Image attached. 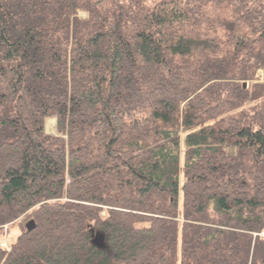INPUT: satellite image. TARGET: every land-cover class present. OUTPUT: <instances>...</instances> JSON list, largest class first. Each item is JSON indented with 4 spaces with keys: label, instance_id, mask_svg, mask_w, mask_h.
<instances>
[{
    "label": "trees",
    "instance_id": "trees-1",
    "mask_svg": "<svg viewBox=\"0 0 264 264\" xmlns=\"http://www.w3.org/2000/svg\"><path fill=\"white\" fill-rule=\"evenodd\" d=\"M259 71L264 0H0V264H264Z\"/></svg>",
    "mask_w": 264,
    "mask_h": 264
},
{
    "label": "water",
    "instance_id": "water-1",
    "mask_svg": "<svg viewBox=\"0 0 264 264\" xmlns=\"http://www.w3.org/2000/svg\"><path fill=\"white\" fill-rule=\"evenodd\" d=\"M35 222L32 220L26 224V231L31 232L35 229ZM91 244L97 249H106L105 236L101 233L91 232Z\"/></svg>",
    "mask_w": 264,
    "mask_h": 264
},
{
    "label": "rangeland",
    "instance_id": "rangeland-1",
    "mask_svg": "<svg viewBox=\"0 0 264 264\" xmlns=\"http://www.w3.org/2000/svg\"><path fill=\"white\" fill-rule=\"evenodd\" d=\"M82 17H84V15H82ZM261 77H262V73H261ZM52 121H54V120H52ZM48 122L45 124V128H46L47 133L52 134V135H57L56 128H55L56 127V124H55L54 129H52L51 126L48 125ZM29 221H32V220H29ZM19 232H20V226L19 225L14 226L13 229H12V235H11L12 238H10L9 240H7L6 242L3 243V245L5 244L4 245L5 248H6V245H7L8 248H10L9 247L10 243L13 242L15 240V238H17Z\"/></svg>",
    "mask_w": 264,
    "mask_h": 264
}]
</instances>
